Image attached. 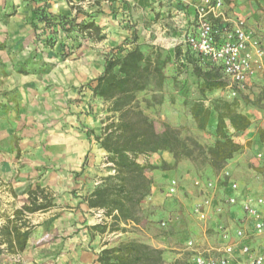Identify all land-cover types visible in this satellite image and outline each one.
Returning <instances> with one entry per match:
<instances>
[{"label": "rangeland", "instance_id": "obj_1", "mask_svg": "<svg viewBox=\"0 0 264 264\" xmlns=\"http://www.w3.org/2000/svg\"><path fill=\"white\" fill-rule=\"evenodd\" d=\"M90 1L91 3L98 2V0ZM263 3L264 1H261V4ZM255 5L257 6L256 3ZM257 10H259L257 20L250 21L247 18V21L254 37L264 44V7L262 6L261 10L257 8ZM44 12L48 13L46 20H41V16H39L37 22L33 21L32 23L36 45L43 46L48 51L57 49V55L60 56L61 54L59 59L65 60L64 63L69 66L68 70L72 74V79H76V76L82 73L83 68L76 67L74 61L85 59L86 55L89 57L91 49L102 50L106 47L97 46L96 41L101 40L89 36L86 31H82L71 20L64 18L58 22H52V14L45 9ZM135 17L136 19L141 17L137 10ZM168 17H172V14ZM155 19L160 20V17L158 16ZM192 19L189 22L190 24L193 23ZM38 21H43V26H40ZM173 24V28L167 31V35H164V38L168 40L159 41L156 44L144 42L142 49L149 53L152 51V46H159L165 55L167 52L177 50L182 45L181 39H174L170 32H181L183 34L184 30L179 28V23ZM133 25L135 26L134 23ZM154 29L159 32V29ZM135 35L139 37L138 32ZM126 43L129 44L128 41ZM7 48L9 50L8 58L17 61L14 64H17V72L21 74L20 76L27 75L29 64L38 60V56L34 54L35 45L29 47L32 52H24V54L21 53H23V50H27V47L21 45L22 51H18V54L22 56L18 55L16 58L15 44L11 45L6 40L0 41V74L4 75L0 84V93H3L6 98L12 97L16 93L10 85L12 84L11 80L16 79L15 75H17L16 71H6V57L1 55V51ZM115 48L113 47L103 53L106 55L105 60ZM77 51L80 53L77 54ZM56 58L54 54L41 58V62L45 61L50 64L48 70L45 68L48 73H45L52 80H57L62 75L55 66L58 61ZM91 67L88 68L89 72ZM193 70V65L187 59L182 57L174 59L165 67L164 73L166 76L164 79L153 75L148 79L146 89L136 93L137 103L154 121L156 130L163 132L167 127L174 129L180 139L186 142V151H190V155L184 154L183 147H181V155L178 160H176L174 153L169 150L152 153L148 157H139V162L152 163L159 168L147 172V176L152 180L151 194L142 202L141 210L136 213V220L115 221L111 217H105L103 212L100 213V210L91 208V211H86L87 215H84V217L85 221H88L89 236L92 239H99L102 246H115L121 241L136 240L162 249L164 251V264H190V260L195 253H218L217 249L223 246L225 242L220 228L222 225L231 227L230 223L225 220L230 214L231 208L226 206L225 212L219 214L217 206L220 200L216 199L217 194L221 191L220 184L227 183L224 179L227 177V172L230 173V178L239 183L245 195L251 197L264 196V193H250L252 188L248 189L253 181L257 182L256 177L253 175L264 171V75L256 78L250 92L247 94L239 91L236 95H233L232 91L226 86L203 94L200 91L202 82ZM92 83L93 80L89 78L83 80L78 87L82 89ZM17 91L19 95V90L17 89ZM46 91L50 96H54L59 91L61 92V89L50 87ZM94 97L98 100L104 126L107 117L112 115V112L109 111L110 103L98 96L94 95ZM196 100H201L206 106L212 108L214 116L205 130L199 128L190 112V107L193 101ZM224 102L231 103L237 111L245 113L252 121L247 130L234 136L237 142L244 145L238 163L245 165L249 169L248 171L240 169L239 165L230 166V161L222 169H215L210 164L209 151L216 142L217 113L214 109L217 106H222ZM9 106L5 105L4 110L8 111L11 107L14 110L16 109L15 105ZM37 107V114L44 116L47 124L44 126L48 129L51 128L53 122L50 119H54L56 113L61 112L64 114L66 112L65 103H60L59 100L49 99L45 103L41 98V102L37 104ZM17 109L19 110V105ZM89 109L90 111L95 110L92 105ZM38 133L40 134V131ZM189 138L194 139L199 146L188 141ZM159 154L162 156L160 157ZM163 154L172 156L173 160L169 162L166 155L164 157ZM107 155L106 152L104 160L106 164L96 174L95 180L97 183L95 188L101 184L104 177L115 173L111 168L112 163L107 160ZM180 162L182 163L180 164ZM174 179L177 181L176 192L170 193L169 188ZM197 179L218 181L217 190L214 193L215 201H212L209 207L208 218L205 222L200 220L196 212V208L205 196L204 191L195 185ZM254 185L257 186V189H263L258 183ZM78 189L80 192L81 188ZM90 190L91 188L84 190L85 192L82 195L85 197H81V194L78 196L72 195V191L75 192L76 188L69 190V194L67 192H57L55 200L58 205L56 207L50 211L38 212L30 216L32 222L36 225V240L21 254H0V264H53L60 254V252H54L53 247L57 245L58 239H66L71 235L66 227L85 222L80 220L76 212L80 208L78 203L86 201L85 198L91 193ZM12 197L13 191H10L0 179V227L4 223L5 216L13 213L12 209H14L15 203ZM79 198H84V200ZM261 210L264 215V205ZM96 214H99V216ZM163 222H166V224L163 225ZM189 240H193L192 247L188 244ZM252 241L255 246H264V236L254 237Z\"/></svg>", "mask_w": 264, "mask_h": 264}, {"label": "crops", "instance_id": "obj_2", "mask_svg": "<svg viewBox=\"0 0 264 264\" xmlns=\"http://www.w3.org/2000/svg\"><path fill=\"white\" fill-rule=\"evenodd\" d=\"M198 1L98 0L97 3H91L90 0H0V41L6 40L11 45L15 44L16 58L19 55L18 51H22L21 45L27 47V50H23L21 54L32 52L29 47L35 45L34 54L38 56L37 62L29 64V73L20 76L21 74L17 72V64H14L17 63L16 59L8 58V48L1 51V55L6 57V71L17 73L16 79L11 80L10 85L15 89V95L6 98L3 93H0V179L10 191H13L12 200L15 204L12 211L27 201L30 188L37 184L48 187L55 198L57 192L68 193L75 188L76 191H72V195L81 194V197H85L82 194L87 188H91L90 192H92L97 183L96 174L106 164L104 162L106 152L96 139V136L102 133L103 118L98 100L93 95L96 79L105 67L106 55L103 53L113 47L129 48L132 44L126 42L132 41L137 32L139 33L137 43L156 44L167 39L164 35L173 28V23H179V28L186 30L195 14ZM262 6L264 7V3ZM44 9L52 14V22H58L64 18L75 24L95 21L101 27L102 34L106 36L103 40L96 41L97 46H103L106 49H91L89 57L86 55L85 59L74 61L76 67L83 68L76 79H72V74L68 70L69 66L64 63L65 60L59 59L61 54L57 55V49L49 50L51 51L49 52L43 46L42 48L36 45L32 23L37 22L39 13L44 12ZM136 10L141 14L140 19L135 17ZM224 13L227 19L241 16L255 21L259 10L251 0H231ZM170 14L172 17H168ZM158 16L160 20L155 19ZM38 22L40 26H43V21ZM133 23L135 26H132ZM154 28L159 29V32H156ZM170 34L174 39H182L183 36L181 32H170ZM78 53L80 52L77 51ZM21 54L19 56H22ZM53 54L58 60L54 64L62 74L57 80L49 79L46 74L48 72L45 68L48 70L50 64L41 62V58ZM89 67H91L90 72ZM3 77L4 75L0 74V84ZM89 78L93 80V83L80 89L78 87L80 83ZM50 87H57L61 89V92L50 96L46 91ZM41 98L45 103L49 99L65 103L66 112L56 113V118L50 119L53 121L50 129L44 126L47 125L44 116L37 114V104H40ZM5 105H15L16 109L11 107L8 111L4 110ZM90 105L94 106L95 110L90 111ZM17 137H19L18 140ZM165 155L163 154L164 157ZM159 156L162 155L159 154ZM240 156L242 154L239 153L232 158L229 165H239L240 169L248 171L245 165L238 163ZM166 157L169 162L173 160L170 155ZM253 176L256 177L257 182L253 181L248 186V189L252 188L250 193L263 194L264 171ZM255 183L261 185L263 189H257ZM78 188H81L80 192ZM79 199L84 200V198ZM54 202L57 206L58 202L56 200ZM78 204L80 208L76 214L80 220L85 221L84 215H87L86 211H91V208L87 201ZM96 215L99 216V214ZM240 215V207H234L225 220L233 228L236 217ZM87 224L88 221H85L83 224L66 227L71 235L66 239H58L57 245L53 247L54 252H60L59 258L53 264H99L97 258L104 246L99 239H92L89 236ZM36 230L34 229L29 239L27 249L36 240ZM251 244L256 249L264 251V246H255L253 241Z\"/></svg>", "mask_w": 264, "mask_h": 264}, {"label": "trees", "instance_id": "obj_3", "mask_svg": "<svg viewBox=\"0 0 264 264\" xmlns=\"http://www.w3.org/2000/svg\"><path fill=\"white\" fill-rule=\"evenodd\" d=\"M224 1L227 5L231 3V0ZM251 1L257 4L258 9H262L261 1L264 0ZM47 14L40 12L41 20H46ZM77 25L93 38H105L95 21ZM137 38L133 36L129 48H115L107 56L104 70L93 88L95 96L110 103L109 111L112 115L107 117L102 134L96 136V139L108 153L107 160L112 163L111 168L115 173L104 177L101 184L85 199L90 208L102 210L105 217L115 221L136 220L142 202L151 194L152 180L147 172L159 167L152 163H141L139 157L169 150L178 160L181 147L184 154L190 155V151H186V142L180 139L174 129L167 127L163 132L156 130L154 121L137 103L136 93L146 89L151 76L164 79L165 67L181 57L193 65L195 75L202 82L200 91L203 94L226 86L221 68L203 61L190 49L185 52L181 45L165 55L162 48L152 46V51L147 53L142 49L143 45L137 43ZM214 110L217 113L216 142L209 151L210 164L215 169H222L243 150L244 145L237 142L234 136L247 130L252 121L229 102H224ZM190 112L201 130L207 128L214 116L212 108L201 100L193 101ZM187 140L198 145L194 139ZM54 200V193L48 187L37 184L30 188L27 201L6 215L0 227V254L24 252L36 227L30 216L49 211L56 206ZM163 253L162 249L152 245L125 240L115 246L104 247L97 261L99 264H164Z\"/></svg>", "mask_w": 264, "mask_h": 264}, {"label": "built area", "instance_id": "obj_4", "mask_svg": "<svg viewBox=\"0 0 264 264\" xmlns=\"http://www.w3.org/2000/svg\"><path fill=\"white\" fill-rule=\"evenodd\" d=\"M226 6L224 0H201L196 5L193 23L183 32L181 44L185 52L190 49L203 61L219 66L226 87L233 95L239 91L247 94L256 78L264 75V44L254 37L247 18L238 16L227 19L224 16ZM229 174L227 172L224 178L227 183L220 184L221 191L216 199L220 200L217 212L223 214L226 206L231 209L240 207L241 215L236 217L233 228L221 226L225 242L217 249L218 253L197 252L190 264H264V251L251 244L254 237L264 235V215L261 210L264 196L245 195L239 183ZM195 185L205 193L203 201L196 208L200 220L205 222L209 207L215 201L218 181L197 179ZM176 188L177 181L174 179L169 188L170 193L176 192ZM188 244L192 247L193 240H189Z\"/></svg>", "mask_w": 264, "mask_h": 264}]
</instances>
